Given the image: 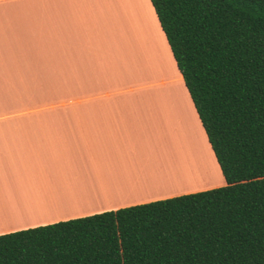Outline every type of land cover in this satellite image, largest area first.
Here are the masks:
<instances>
[{"label":"crops","instance_id":"0c3cea01","mask_svg":"<svg viewBox=\"0 0 264 264\" xmlns=\"http://www.w3.org/2000/svg\"><path fill=\"white\" fill-rule=\"evenodd\" d=\"M193 124L224 180L150 0H0V235L193 193L157 180Z\"/></svg>","mask_w":264,"mask_h":264},{"label":"trees","instance_id":"16d2710c","mask_svg":"<svg viewBox=\"0 0 264 264\" xmlns=\"http://www.w3.org/2000/svg\"><path fill=\"white\" fill-rule=\"evenodd\" d=\"M225 184L0 235V264H264V0H150Z\"/></svg>","mask_w":264,"mask_h":264},{"label":"rangeland","instance_id":"374dc122","mask_svg":"<svg viewBox=\"0 0 264 264\" xmlns=\"http://www.w3.org/2000/svg\"><path fill=\"white\" fill-rule=\"evenodd\" d=\"M155 41H157L158 46V40ZM158 53L162 59L163 56H161L162 52L159 47ZM186 129L182 138H170L169 141L163 140L158 143L157 155L158 167H160L157 174V180L159 179L158 190L163 192L196 190L198 192L202 191L204 186L214 185L215 187L212 188L223 186L224 180L220 178L208 146L197 127L193 124L191 129L189 126ZM2 219L0 220L1 223H20L24 220L14 219V221H10L6 217Z\"/></svg>","mask_w":264,"mask_h":264},{"label":"bare ground","instance_id":"6f19581e","mask_svg":"<svg viewBox=\"0 0 264 264\" xmlns=\"http://www.w3.org/2000/svg\"><path fill=\"white\" fill-rule=\"evenodd\" d=\"M159 180V179H158ZM166 181V180H165ZM162 182V181H161ZM163 183V182H162Z\"/></svg>","mask_w":264,"mask_h":264}]
</instances>
